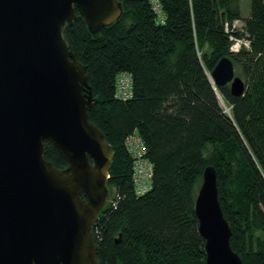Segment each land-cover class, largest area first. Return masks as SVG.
I'll list each match as a JSON object with an SVG mask.
<instances>
[{"label": "trees", "instance_id": "obj_1", "mask_svg": "<svg viewBox=\"0 0 264 264\" xmlns=\"http://www.w3.org/2000/svg\"><path fill=\"white\" fill-rule=\"evenodd\" d=\"M120 1L119 19L97 33L77 10L62 31L86 66L88 120L113 151L110 199L92 226L100 264H206L194 202L207 165L216 170L231 248L243 264H264V0H250L247 18L238 0H159L164 23L147 0ZM231 36L248 46L231 51ZM224 56L244 78L241 96L209 80ZM119 73L131 77L129 98L115 96ZM133 131L153 164L152 187L140 196L123 144ZM43 155L66 164L50 142Z\"/></svg>", "mask_w": 264, "mask_h": 264}, {"label": "water", "instance_id": "obj_2", "mask_svg": "<svg viewBox=\"0 0 264 264\" xmlns=\"http://www.w3.org/2000/svg\"><path fill=\"white\" fill-rule=\"evenodd\" d=\"M76 10L91 34L122 14L120 0H0V264H100L92 226L110 198L113 151L88 120L86 66L62 34ZM209 80L245 92L226 56ZM47 142L64 167L44 157ZM216 178L205 166L194 202L205 262L243 264Z\"/></svg>", "mask_w": 264, "mask_h": 264}, {"label": "built area", "instance_id": "obj_3", "mask_svg": "<svg viewBox=\"0 0 264 264\" xmlns=\"http://www.w3.org/2000/svg\"><path fill=\"white\" fill-rule=\"evenodd\" d=\"M151 9L154 11L157 23H164V14L162 12L161 4L159 0H147ZM234 42L240 39L230 37ZM234 44V43H233ZM232 44V45H233ZM248 45V44H245ZM231 51L237 52L239 46L230 47ZM132 94V80L128 74L119 73L116 77L115 83V96L120 99L129 98ZM123 144L126 151L131 157V182L133 185V190L136 195L140 196L149 191L152 187V177H153V164L147 157V149L142 140L141 136L133 131L126 135ZM118 195L116 200L111 204L116 205Z\"/></svg>", "mask_w": 264, "mask_h": 264}, {"label": "rangeland", "instance_id": "obj_4", "mask_svg": "<svg viewBox=\"0 0 264 264\" xmlns=\"http://www.w3.org/2000/svg\"><path fill=\"white\" fill-rule=\"evenodd\" d=\"M239 1V7H240V14H241V17L242 18H247L249 15H250V0H238ZM233 27L235 30H242V27H243V22L242 20H237V21H234L233 23ZM240 39L239 41L237 42H234V44L232 46H241V44H248V40H245V38H238ZM231 46V48H232ZM248 45H246L247 47ZM235 74L240 76L242 78V80L244 81V78L241 76L240 72H239V69L236 68L235 69ZM224 110L225 111H228V108L227 107H224Z\"/></svg>", "mask_w": 264, "mask_h": 264}]
</instances>
